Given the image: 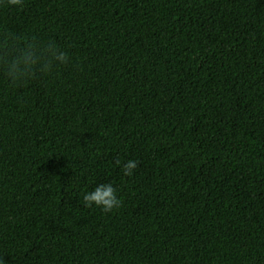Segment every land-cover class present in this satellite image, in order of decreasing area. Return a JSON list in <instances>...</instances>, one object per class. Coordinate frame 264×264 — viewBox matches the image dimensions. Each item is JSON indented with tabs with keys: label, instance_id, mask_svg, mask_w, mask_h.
<instances>
[{
	"label": "trees",
	"instance_id": "obj_1",
	"mask_svg": "<svg viewBox=\"0 0 264 264\" xmlns=\"http://www.w3.org/2000/svg\"><path fill=\"white\" fill-rule=\"evenodd\" d=\"M8 30L69 62L0 70V264H264V0H23Z\"/></svg>",
	"mask_w": 264,
	"mask_h": 264
},
{
	"label": "clouds",
	"instance_id": "obj_2",
	"mask_svg": "<svg viewBox=\"0 0 264 264\" xmlns=\"http://www.w3.org/2000/svg\"><path fill=\"white\" fill-rule=\"evenodd\" d=\"M23 0H0L2 7H18ZM69 62L68 52L52 39L17 34L11 30L0 33V70L10 87L15 89L38 74L47 76L57 66ZM121 165V161H116ZM138 161L129 159L122 164L125 176L133 175ZM86 207H98L110 213L121 207L117 188L110 182L98 183L82 196Z\"/></svg>",
	"mask_w": 264,
	"mask_h": 264
}]
</instances>
